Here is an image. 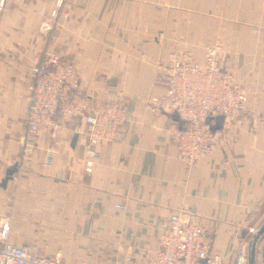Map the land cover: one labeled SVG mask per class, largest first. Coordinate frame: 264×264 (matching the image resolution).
<instances>
[{
    "label": "crops",
    "instance_id": "1",
    "mask_svg": "<svg viewBox=\"0 0 264 264\" xmlns=\"http://www.w3.org/2000/svg\"><path fill=\"white\" fill-rule=\"evenodd\" d=\"M213 38L222 39L225 67L247 90L245 111L186 168L170 140L178 123L143 98L157 101L166 90L159 63L184 50L199 63ZM50 51L74 64L77 90L91 105L125 109L90 172L82 115L55 134L40 128L33 153H22L31 68ZM14 164L0 184V221L9 222L8 241L31 254L66 264H150L168 217L183 210L231 264L248 229L264 221V0H3L0 183ZM255 251L264 264V234Z\"/></svg>",
    "mask_w": 264,
    "mask_h": 264
},
{
    "label": "built area",
    "instance_id": "2",
    "mask_svg": "<svg viewBox=\"0 0 264 264\" xmlns=\"http://www.w3.org/2000/svg\"><path fill=\"white\" fill-rule=\"evenodd\" d=\"M60 3L58 1V5ZM2 4L0 0V7ZM50 15L56 17L57 11ZM52 24V21L44 23L42 28L47 30ZM224 61V54L211 47L205 49L199 63L187 54L172 53L166 62L157 65L167 84L164 94L157 101L143 98L152 112H176L182 121L181 127L171 130L170 140L186 168L193 167L200 158L211 153L223 131L245 111L247 90L235 80ZM31 72L26 133L21 141L23 156L33 153L40 128H48L55 134L69 117L82 115L85 124L83 163L85 171L90 172L98 159L97 146L111 141L125 121L124 107L112 101L91 105L77 90L78 73L74 64L54 51L47 52L43 63L33 66ZM209 116L223 117L220 129L211 130L206 122ZM116 207L125 209L123 204ZM255 230L248 229L247 239L240 241L231 264H247V243ZM8 233L9 222L2 219L0 264H66L57 258L31 254L27 247L10 243ZM150 264H222V256L213 249V239L207 228L197 221V216L178 210L168 217Z\"/></svg>",
    "mask_w": 264,
    "mask_h": 264
},
{
    "label": "water",
    "instance_id": "3",
    "mask_svg": "<svg viewBox=\"0 0 264 264\" xmlns=\"http://www.w3.org/2000/svg\"><path fill=\"white\" fill-rule=\"evenodd\" d=\"M171 118L178 123V127H181L182 121L178 118V115L176 112L171 113ZM206 122L209 124L212 131L218 130L221 128L223 123V117L222 116H216L215 118H212L211 116L206 118ZM17 167L16 164H14L12 167H9L6 170V175L1 181V185L4 186L6 181L11 178L12 174L16 171ZM264 234V221L261 223V225L255 230V233L253 236L248 240L247 246H248V257H247V264H256V243L258 238Z\"/></svg>",
    "mask_w": 264,
    "mask_h": 264
},
{
    "label": "rangeland",
    "instance_id": "4",
    "mask_svg": "<svg viewBox=\"0 0 264 264\" xmlns=\"http://www.w3.org/2000/svg\"><path fill=\"white\" fill-rule=\"evenodd\" d=\"M42 30H44L42 28ZM182 39L180 40H177L178 44L179 45H182L183 49H186L185 48V45H183V41H181ZM203 55H204V52H205V49L211 47L212 49H219L222 53L224 51V46H223V42H222V39L221 38H213V39H209V42L206 43L205 45H203ZM172 54V53H171ZM182 54H187L188 56H190V52L187 51V50H184V52Z\"/></svg>",
    "mask_w": 264,
    "mask_h": 264
}]
</instances>
